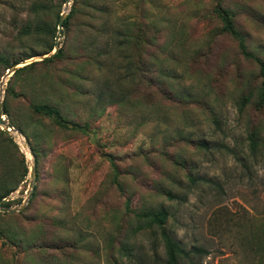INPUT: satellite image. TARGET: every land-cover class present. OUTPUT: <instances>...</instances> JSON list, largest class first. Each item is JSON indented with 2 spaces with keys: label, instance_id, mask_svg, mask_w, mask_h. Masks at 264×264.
Instances as JSON below:
<instances>
[{
  "label": "rangeland",
  "instance_id": "1",
  "mask_svg": "<svg viewBox=\"0 0 264 264\" xmlns=\"http://www.w3.org/2000/svg\"><path fill=\"white\" fill-rule=\"evenodd\" d=\"M47 1L0 0V55L37 62L16 75L0 62V194L12 190L0 206V264H165L159 227L137 216L159 209L189 252L180 264H264L262 77L214 12L229 8L264 59V0H52L34 10ZM74 7L58 38L64 55L41 62L58 25L53 40L35 26L53 28ZM122 28L154 44L141 45L147 71L132 83L112 44ZM88 40L98 63L78 59ZM43 103L67 126L34 110Z\"/></svg>",
  "mask_w": 264,
  "mask_h": 264
},
{
  "label": "trees",
  "instance_id": "2",
  "mask_svg": "<svg viewBox=\"0 0 264 264\" xmlns=\"http://www.w3.org/2000/svg\"><path fill=\"white\" fill-rule=\"evenodd\" d=\"M52 0H48L47 3H41L38 4L36 6H34V10L35 11H39V7H41L42 9H44L45 7L49 8V5L51 3ZM79 10L77 8H73L69 14L66 16V18L64 19L63 22V26L68 28L70 26V22L71 20L75 17L76 14H78ZM214 12L216 14L217 19L220 21V23L222 24V29L224 32H228L229 34H231L233 37H235L237 40L241 41V45L244 48V53L254 59L257 64L259 65L260 68V75L262 77L261 80V85L259 86L258 92H257V102L259 106H263L264 107V59L261 58L257 53L249 51L247 48V45L245 44V39L243 37V34L241 33V31L238 29L236 22H235V16L234 13L226 7H223L222 4H218L215 9ZM59 13L57 14V22L59 20ZM57 25H55V27L50 28V25L46 24H40L35 26L36 28V32L37 33H49L50 37L52 39V37L55 36L56 34V28ZM105 26V24H104ZM92 27V26H90ZM114 41H113V45H114V49L116 51H118L120 57L122 59H124L127 63V65L129 66V74H128V79H130V82H134V80L137 79V77L139 76L138 73H142L143 75H145L146 71H147V61H145V59L143 58L141 51L143 50V48L141 47V45L143 43H148V45H154L152 41L148 40L146 38L145 34H134L132 32V29L130 30L129 28L127 29H121L120 31L116 32V34L114 35ZM53 40V39H52ZM87 45H86V50H88L86 53H82V55L78 56V59L81 58L82 60L84 59V62L86 64H91L94 61H96L95 63H98L99 61H97V59L100 58V54H96L95 56L91 55L89 51V49L91 48L90 45V41H87ZM93 44V43H92ZM135 48V50L132 52V50H129L128 48ZM55 47V43L54 42H49L47 44V48L44 52V54L51 52ZM65 51L63 48H59V50L45 58L44 60H42L41 62H50L56 58H60L64 55ZM92 53V52H91ZM134 53V54H133ZM107 54H111V51ZM106 54V55H107ZM136 54H138L137 56H135ZM35 53H30L27 54L24 58H19V59H15L13 61L10 60L9 57L7 56H3L0 55V62L2 64H4L6 69H9L11 67H13L14 65L20 63L22 60L24 59H29L32 58L33 56H35ZM145 61V62H144ZM35 63L37 62H32L30 64H27L25 66L19 67L15 72L14 75L16 74H20L21 72L26 71L27 69L31 68ZM251 94L247 95L246 97L243 98L244 103L247 104L249 102V100L251 99ZM34 110L43 115V116H48L49 118H51L55 123H57L58 125L61 126H67L68 124V120L64 117V115L62 114L61 109L56 106V105H51V104H47V103H43V104H39L34 106ZM5 113H7V109L5 110ZM74 127H81L78 124H73ZM6 134L7 132L4 130H0V140H3V138H6ZM34 154L37 158V153L36 151L33 149ZM115 174L117 175V169H114ZM12 191V190H11ZM11 191H7L5 190V192L0 194V200H2L3 198H5L6 196H8L10 194ZM0 206H8L7 203L5 204H0ZM140 219L144 220V222H146L148 225H157L160 229V234H161V238L164 242V246H165V251H166V263L165 264H180V257L184 256V257H189V252H187L184 248H182V246L180 245V243L175 240L171 234L166 230L165 228V223L167 220V216L168 213L166 210L164 209H159L157 211H144V212H140L138 213V215ZM141 221V220H140ZM199 252H204L203 249L199 248L198 249Z\"/></svg>",
  "mask_w": 264,
  "mask_h": 264
},
{
  "label": "water",
  "instance_id": "3",
  "mask_svg": "<svg viewBox=\"0 0 264 264\" xmlns=\"http://www.w3.org/2000/svg\"><path fill=\"white\" fill-rule=\"evenodd\" d=\"M67 2H69L70 0H66ZM66 18V16H65V14L64 13H62L61 15H60V17H59V21H58V33H57V35H56V42H55V47H54V49L51 51V52H49V53H47V54H49V56H51V55H53V54H55L58 50H59V46H58V38H59V35H60V32H61V30H62V27H63V22H64V19ZM19 64V63H18ZM18 64H16V65H14L10 70H8V73L9 74H12V73H14L18 68H19V65ZM25 65H27V64H25ZM2 111H3V104L2 103H0V116H1V114H2ZM9 126V125H8ZM10 127V126H9ZM12 129H14V130H16L15 128H13L12 127ZM9 130V129H8ZM10 131V130H9ZM17 131V130H16ZM18 133H19V131H17ZM19 134H21V133H19ZM26 143L28 144V146H29V143H28V141H27V139H26ZM29 150H30V154L32 155V156H34V152L32 151V149L29 147ZM35 175H36V162H35V159H34V164H33V166H32V170H31V174H30V176H31V178L32 179H34L35 178ZM33 180L31 181V183H30V189L33 187ZM29 198H30V195H29ZM28 198V199H29ZM4 200H6V199H2V200H0V204L4 201ZM4 211H7V210H18L17 208H2Z\"/></svg>",
  "mask_w": 264,
  "mask_h": 264
},
{
  "label": "bare ground",
  "instance_id": "4",
  "mask_svg": "<svg viewBox=\"0 0 264 264\" xmlns=\"http://www.w3.org/2000/svg\"><path fill=\"white\" fill-rule=\"evenodd\" d=\"M13 132L18 136L21 149L27 154L28 157H30L31 154H30L29 146L26 143L25 138L22 135H20L16 130H13Z\"/></svg>",
  "mask_w": 264,
  "mask_h": 264
},
{
  "label": "built area",
  "instance_id": "5",
  "mask_svg": "<svg viewBox=\"0 0 264 264\" xmlns=\"http://www.w3.org/2000/svg\"><path fill=\"white\" fill-rule=\"evenodd\" d=\"M14 128V127H13ZM9 129V128H8ZM10 131H11V129H9ZM12 130H14V129H12Z\"/></svg>",
  "mask_w": 264,
  "mask_h": 264
}]
</instances>
